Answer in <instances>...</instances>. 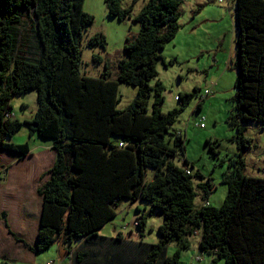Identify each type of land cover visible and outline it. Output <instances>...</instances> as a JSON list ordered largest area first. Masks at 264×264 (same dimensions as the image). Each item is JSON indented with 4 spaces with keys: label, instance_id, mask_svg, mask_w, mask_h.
<instances>
[{
    "label": "trees",
    "instance_id": "trees-1",
    "mask_svg": "<svg viewBox=\"0 0 264 264\" xmlns=\"http://www.w3.org/2000/svg\"><path fill=\"white\" fill-rule=\"evenodd\" d=\"M123 2L106 0L109 17L133 20L141 28L127 38L114 80L100 55L93 57L105 66L100 77L81 72L84 34L95 22L84 10L85 0H0V152H31L28 144L11 142L24 127L31 136L53 140L57 152L51 178L39 191L43 211L34 251L62 242L71 245V264H181L189 238L199 233L200 251L214 255L213 264H264V178L247 176L244 158L252 143L246 125H264V0H235L237 79L228 122L240 152L224 174L228 194L220 208L198 207L193 178L203 176L191 173L194 164L186 157L182 166L175 163L186 154V140L174 125L197 90L180 94V109L163 111L157 65L181 28L183 0H149L134 19L133 6L124 8ZM27 24L37 41L32 59L17 55ZM107 45L102 33L87 43L91 49ZM120 84L138 90L124 110L118 109ZM30 91L37 92L35 117L14 118L11 99ZM209 143L217 155L218 144ZM200 187L205 199L215 189L212 183ZM125 200L150 205L137 208L142 247L134 259L126 252L134 243L126 242L123 232L112 238L99 234ZM156 212L163 218L159 242L148 244L144 232ZM77 241L81 245L74 249ZM171 243L178 245L173 256L167 253Z\"/></svg>",
    "mask_w": 264,
    "mask_h": 264
},
{
    "label": "rangeland",
    "instance_id": "rangeland-1",
    "mask_svg": "<svg viewBox=\"0 0 264 264\" xmlns=\"http://www.w3.org/2000/svg\"><path fill=\"white\" fill-rule=\"evenodd\" d=\"M149 0H124L123 7L133 6V19L141 12ZM85 12L95 16L94 24L87 29L83 41V58L81 65L82 74L90 77H100L104 72V64H95L94 55H100L104 62L109 63L111 79L118 76V64L125 58L124 47L127 38L135 37L141 28L139 23L133 20L120 21L110 18L106 0H85ZM181 28L175 39L162 51L164 61L157 65L158 80L164 86L165 102L164 112L180 109V94H193L197 90V96L193 97L183 112L180 114L174 128L182 130L186 134V154L179 156L175 163L183 165L186 157L191 165L193 175L198 172L203 176H195L193 182L197 192L196 205L198 207L209 201L210 205L220 208L228 194V186L223 182L224 174L230 171V163L237 159L240 152L237 136L228 122L230 112L233 109V98L236 95L237 71L234 69L235 62V0H183L181 5ZM28 22V19H25ZM27 30L22 31V39L17 48V55L32 59L36 55L37 41L31 32L32 27L27 24ZM102 33L105 35L108 45L106 50L89 48L87 43L93 35ZM155 79L152 83H156ZM216 82H219L218 85ZM204 102L202 96L207 92ZM137 88L127 85H119L118 109L124 110L137 97ZM153 98L150 99L152 104ZM202 108H199L200 104ZM13 107L12 115L21 121L31 120L38 111L37 92L30 91L23 96H14L11 99ZM202 117H206L205 128L196 126ZM30 129L23 128L13 136L11 142L15 144H28L30 150H51L53 140L30 137ZM245 136L252 140L251 147L245 152L246 173L251 177H264V125L249 123L246 125ZM217 143L219 153L216 155L210 151L211 144ZM154 178V171H148V180ZM211 180V181H209ZM212 183L215 189L205 199V192L200 184ZM150 209V205L144 202L130 203L122 201L117 207V217L108 223L99 234L103 237H115L118 232H123L126 242L134 243L127 249V254L132 259L140 257V231L137 227V208ZM11 219V217H9ZM163 218L156 212L148 219L144 242L156 244L159 242V226ZM126 228V230H124ZM191 247L181 253V264H213L215 256L203 253L198 247L199 236L189 238ZM139 241V242H138ZM81 242H74L73 248L79 247ZM13 249L7 251L12 252ZM178 250L176 243L168 246V255L173 256ZM2 252V251H0ZM2 254L0 264H27L21 257H16L12 252ZM68 258L72 263L74 255ZM62 252L58 249H47L38 255L36 264H63ZM65 262L64 264H68ZM216 264H227L220 260Z\"/></svg>",
    "mask_w": 264,
    "mask_h": 264
},
{
    "label": "crops",
    "instance_id": "crops-1",
    "mask_svg": "<svg viewBox=\"0 0 264 264\" xmlns=\"http://www.w3.org/2000/svg\"><path fill=\"white\" fill-rule=\"evenodd\" d=\"M216 83L218 85L219 82ZM177 133L186 137L182 130H177ZM40 148L31 149L26 156L9 151L0 152V257H6L2 254L12 257L14 252L27 264L38 262L40 253L34 250L43 211V199L39 191L50 180V170L57 158L54 147L51 150L45 148L44 151H39ZM196 235L199 236L200 249V234ZM55 248L62 252L61 262L71 264L68 258L71 245L57 242L51 250ZM9 249H13L12 252L7 251Z\"/></svg>",
    "mask_w": 264,
    "mask_h": 264
},
{
    "label": "built area",
    "instance_id": "built-area-1",
    "mask_svg": "<svg viewBox=\"0 0 264 264\" xmlns=\"http://www.w3.org/2000/svg\"><path fill=\"white\" fill-rule=\"evenodd\" d=\"M207 95L210 96V95H211V92L209 91V92H207L206 94H204V95L202 96V101L206 99V96H207ZM177 99H178V98H177ZM205 122H206V117H202V118L200 119V121L197 123V127L205 128ZM121 146H122V144H121ZM0 178H1V177H0ZM208 206H210L209 201H207V202L204 203V207H208ZM69 255H71L70 257L73 256L72 253H69ZM48 264H54V263H53V262H50V263H48Z\"/></svg>",
    "mask_w": 264,
    "mask_h": 264
},
{
    "label": "clouds",
    "instance_id": "clouds-1",
    "mask_svg": "<svg viewBox=\"0 0 264 264\" xmlns=\"http://www.w3.org/2000/svg\"><path fill=\"white\" fill-rule=\"evenodd\" d=\"M178 98V97H177ZM1 177V176H0ZM0 180H1V178H0ZM203 206H204V204H203ZM124 230H126V228L124 229ZM198 234V233H197ZM69 253H72L73 254V252H68V255H69Z\"/></svg>",
    "mask_w": 264,
    "mask_h": 264
}]
</instances>
